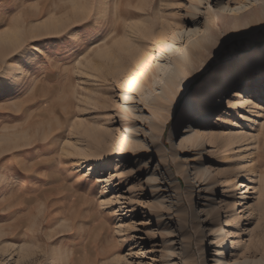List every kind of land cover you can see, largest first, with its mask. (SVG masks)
<instances>
[{
  "label": "rangeland",
  "instance_id": "1",
  "mask_svg": "<svg viewBox=\"0 0 264 264\" xmlns=\"http://www.w3.org/2000/svg\"><path fill=\"white\" fill-rule=\"evenodd\" d=\"M192 3L197 23L216 10L215 0H0V264H61V248L79 264L94 256L98 264H199L200 242L204 264H218L215 231L246 175L262 178L250 193L256 209L241 208L240 239L264 240V57L238 59L264 44V23L242 32L219 9L216 37L191 65L175 66V94L157 109L158 155L143 120L133 136L147 147L146 167L133 174L120 161L129 126L122 92L133 95L123 83L129 75L144 83L139 74L156 58L166 67L170 43L191 26ZM248 90L259 105L241 116L233 103ZM195 166L210 171L208 183Z\"/></svg>",
  "mask_w": 264,
  "mask_h": 264
},
{
  "label": "bare ground",
  "instance_id": "2",
  "mask_svg": "<svg viewBox=\"0 0 264 264\" xmlns=\"http://www.w3.org/2000/svg\"><path fill=\"white\" fill-rule=\"evenodd\" d=\"M203 1V2H202ZM212 1V0H211ZM210 0H198L199 3L206 2L205 5H210ZM251 4V5H249ZM257 4V8L252 9L250 8L252 5ZM193 10L188 13L189 20L191 21V26L188 31L185 33V39L180 40L177 44L171 42V47L169 49L170 57L168 60V64L165 68L159 66V60L155 59L154 69L149 71L148 73H140L139 77L144 79V83L138 79H133L131 75H129L123 85L128 88L133 89V95H129L128 90H124L122 92V116L121 120L129 123L128 128L126 131V137L128 138L125 141V154L120 161L123 163L125 160L129 161V173H139V171L145 166L146 167V155L144 154L143 149L144 147L143 142H138L134 139V133L136 128H139V125L142 124L144 120L145 125L147 127V131L145 136L147 138V142L149 147L155 152V155H158V150L156 151V141H155V134L153 130L156 128L158 123V113L157 109L162 106V103L165 99L168 101L174 96L175 91H171V85L173 81L176 79L178 70L175 66H181L183 64L191 65L192 56L195 54H199L202 52L205 45L209 42V40L217 35V25L216 22L219 21L220 15L218 14L219 9H223L225 11H229L234 14V18L232 21L231 28L238 27L239 25H245L241 31L247 32L255 27L264 23V0H243L239 6L231 7L229 4H224L220 0H215L213 12L207 16V18L201 22L197 23L193 21L196 18L197 13H200V7L198 4L192 3L191 5ZM204 7V6H202ZM201 7V8H202ZM244 9H247L248 12L242 15V17L238 18V13ZM207 8L201 11L202 13H208ZM210 10V9H209ZM213 10V9H212ZM205 13V14H206ZM200 16V15H199ZM199 21V20H198ZM186 31V30H185ZM238 31V29H237ZM182 30H177L171 34L170 38L172 41L179 38ZM227 34V33H226ZM174 44V45H172ZM264 57V44L255 47L247 52L242 53L239 56V61L244 62L246 64H251L252 62ZM145 58L144 56H139L136 59H133L131 62L132 69L136 70L140 69L143 65ZM239 65V64H238ZM240 66H237V70ZM247 67V66H246ZM244 66L243 69L246 68ZM236 70V71H237ZM226 73L228 74L231 72V69L226 67ZM159 74H162V79L158 83V91L159 94L155 95L152 92L154 88V82ZM213 84V83H212ZM209 87H213V85ZM254 89V88H253ZM254 91V90H253ZM254 92L252 90H248L247 92L243 93L239 98H237L234 103L233 107L235 110H238L241 116L246 111H255L257 106L259 105L257 101L254 100ZM206 100V94L199 97L198 104H203ZM144 111H147V116L144 114ZM204 115H206V110ZM120 120V119H119ZM140 129V128H139ZM246 139L250 143L255 138L254 133L252 131L246 133ZM226 140V139H225ZM249 145V146H250ZM264 158V145H263V152L262 156ZM122 163V164H123ZM250 171V169L248 170ZM152 171H149L147 174V179L152 178ZM193 174L202 181V183H208L210 171L205 167L195 166L193 170ZM262 178V177H261ZM260 175L255 176H245L244 180L240 182V185L235 187V196H238V200L234 201L230 205H228L227 209V216H226V223L223 227L219 228L215 231V244H217V262L218 264H264V240L260 243H252L250 244H243L241 238L242 230V222L244 221V215L242 214L243 209L245 206L250 209H256V204L253 205L251 203V196L250 193H259L260 191L255 190L256 184L258 181L261 182ZM254 190V191H253ZM253 191V192H252ZM158 202L161 203V200L158 199ZM239 209L241 211H239ZM11 227V226H10ZM6 228V227H5ZM12 228V227H11ZM6 232V231H5ZM8 233V231H7ZM3 234V232H2ZM1 235V234H0ZM231 239V240H229ZM206 244L203 242L199 243L200 248V255H199V264H204L203 260V253ZM22 249V245L19 246ZM229 248H231V259L227 260V256L230 252ZM61 264H79L80 257L75 255L72 258V252L68 251L67 249H60L57 253ZM226 254V257L223 256ZM86 256V255H85ZM57 257V258H58ZM92 262L88 263L85 262L83 264H98V257L94 256ZM88 261V256H87ZM117 260L120 258L117 257ZM123 260V259H122ZM84 261V259H83ZM34 262L32 259H27L23 262V264H30ZM119 264V263H115Z\"/></svg>",
  "mask_w": 264,
  "mask_h": 264
},
{
  "label": "trees",
  "instance_id": "3",
  "mask_svg": "<svg viewBox=\"0 0 264 264\" xmlns=\"http://www.w3.org/2000/svg\"><path fill=\"white\" fill-rule=\"evenodd\" d=\"M260 41L256 42V43H259Z\"/></svg>",
  "mask_w": 264,
  "mask_h": 264
}]
</instances>
